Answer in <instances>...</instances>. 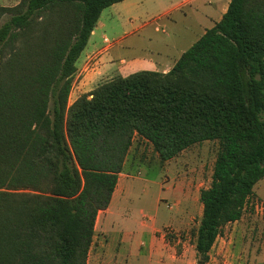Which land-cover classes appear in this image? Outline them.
Returning a JSON list of instances; mask_svg holds the SVG:
<instances>
[{
  "label": "trees",
  "instance_id": "1",
  "mask_svg": "<svg viewBox=\"0 0 264 264\" xmlns=\"http://www.w3.org/2000/svg\"><path fill=\"white\" fill-rule=\"evenodd\" d=\"M123 1L0 7V264H88L136 137L162 162L219 144L198 264L264 179V0H231L168 73L117 76L70 104L92 32Z\"/></svg>",
  "mask_w": 264,
  "mask_h": 264
},
{
  "label": "rangeland",
  "instance_id": "2",
  "mask_svg": "<svg viewBox=\"0 0 264 264\" xmlns=\"http://www.w3.org/2000/svg\"><path fill=\"white\" fill-rule=\"evenodd\" d=\"M126 1L117 4L123 6L113 5L106 9L92 37L98 47L109 51L102 58L109 56L115 60L116 66L121 58L130 60L142 56L161 59L172 65L202 36L207 26H199L195 5L188 3L179 7L185 0ZM127 25H133V28ZM133 29L138 30L135 35L117 42L123 32ZM74 99L72 97L71 101ZM218 152V142L207 141L162 162L148 141L135 139L123 171L125 183H120L115 196L118 202L125 197L127 217L113 218L116 236L122 237L124 245L140 244L145 249L150 234L142 224L155 226L161 229L155 236L162 237L172 248L169 255L189 264H198L194 231L201 220L200 205L203 204L200 196L201 191L211 185ZM254 190L243 218L224 228L207 264H252L254 257L264 250L261 249L264 242V210L261 209L264 207V179ZM188 202L191 204L189 208ZM116 243L112 234H106L101 219L89 264L96 263L98 249H108Z\"/></svg>",
  "mask_w": 264,
  "mask_h": 264
},
{
  "label": "crops",
  "instance_id": "3",
  "mask_svg": "<svg viewBox=\"0 0 264 264\" xmlns=\"http://www.w3.org/2000/svg\"><path fill=\"white\" fill-rule=\"evenodd\" d=\"M19 2L20 0H0V7H13L16 6ZM230 2L231 0H185L184 2H182V4H180L179 7H182L188 3H190V5H195L194 13L197 15L199 26H203L204 24L207 25L204 27V30L202 32L203 34H201L203 36L208 29L214 27L216 23H218L223 18L224 14L228 10ZM117 4L115 5L123 6ZM105 11L106 9L104 10V12ZM100 23L101 18L99 19L97 25H99ZM146 25L148 24H145L144 26ZM127 27L133 28V25H127ZM126 31L123 32V36L120 38L121 40L119 39L117 40V42L126 40L129 36L135 35L138 32L137 29H133L131 30V32H128V30ZM93 34H95V30L90 36L88 45L82 52L77 62V73L75 75L73 89L70 95V104L73 103L81 95L91 93L98 84L111 80L117 76L126 77L130 74L142 71V69L150 68H155L156 72L168 73L182 56L181 55L177 60H175V63L172 65L162 61L161 59L142 56L132 57V59L130 60L121 58L119 65L116 66L114 64L115 60L110 58L109 56H107V59L102 58L104 54L109 51H107V48H100L96 45V41H93L92 38ZM202 36H200V38ZM200 38H198L196 41H198ZM72 97H75L73 101H71ZM136 139L142 142L145 141L144 139L139 137H136ZM126 163L127 160L125 162L124 169L126 167ZM124 178L125 176L122 172L119 175L118 186L121 182H123V184L125 183L123 181ZM116 191L109 208L99 213L96 223V232L97 225L102 219V224L104 225L106 234H112L115 237L117 243L115 246H110L108 249H98L99 253L97 254L95 264H189L186 261H183V259L181 258L178 259L175 255L168 254L169 250L172 248L168 247L162 237L157 238L155 236L156 233H159L161 231V229H158L155 226H147L145 224H142L143 227L148 228L146 230L148 234H150V240L145 249H142L140 247V244L137 245L132 243L130 246L124 245L122 237L119 235L116 236V222L113 220V218L116 216L127 217V209L125 208V201H123L125 197L122 198L119 202L115 200ZM255 191L256 190H254V193ZM189 207H191V204L188 202V208ZM202 215L203 206L200 205V216L202 217ZM194 247L196 246L194 245ZM261 249H264V242ZM214 250L215 249H212V251ZM92 251L93 249H91L90 251L88 264L90 263V255ZM195 253L197 255L196 249ZM252 264H264V250L260 255L257 254V256L254 257Z\"/></svg>",
  "mask_w": 264,
  "mask_h": 264
},
{
  "label": "built area",
  "instance_id": "4",
  "mask_svg": "<svg viewBox=\"0 0 264 264\" xmlns=\"http://www.w3.org/2000/svg\"><path fill=\"white\" fill-rule=\"evenodd\" d=\"M261 209H262V211H263V210H264V207L262 206Z\"/></svg>",
  "mask_w": 264,
  "mask_h": 264
}]
</instances>
